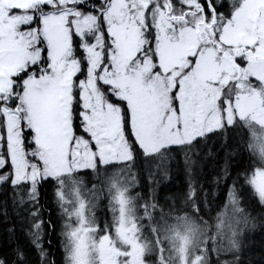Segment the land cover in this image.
Returning a JSON list of instances; mask_svg holds the SVG:
<instances>
[{"label": "snow or ice", "instance_id": "6c2138e0", "mask_svg": "<svg viewBox=\"0 0 264 264\" xmlns=\"http://www.w3.org/2000/svg\"><path fill=\"white\" fill-rule=\"evenodd\" d=\"M0 222V264H264V0H0Z\"/></svg>", "mask_w": 264, "mask_h": 264}, {"label": "trees", "instance_id": "16d2710c", "mask_svg": "<svg viewBox=\"0 0 264 264\" xmlns=\"http://www.w3.org/2000/svg\"><path fill=\"white\" fill-rule=\"evenodd\" d=\"M219 155L223 156V153H219ZM222 162V161H221ZM215 167L212 165H209L204 172V179L206 181V184L208 187H214L212 184V177L215 174ZM183 178H177L175 182L173 183V189L179 187L182 183ZM258 207V206H257ZM255 215H260L259 211L254 213ZM14 246V244H13ZM9 248V238L8 234L5 231V225L0 222V253H4L8 251ZM249 248L250 252L249 255L254 260H258L262 253H264V231H261V229L258 227L255 233L252 234L251 239L249 241ZM56 255L57 259H61V254L58 251V245L56 249Z\"/></svg>", "mask_w": 264, "mask_h": 264}]
</instances>
